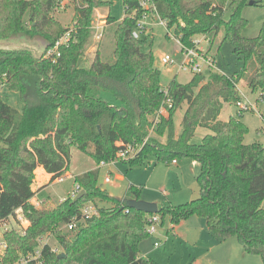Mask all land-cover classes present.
<instances>
[{
	"label": "trees",
	"instance_id": "16d2710c",
	"mask_svg": "<svg viewBox=\"0 0 264 264\" xmlns=\"http://www.w3.org/2000/svg\"><path fill=\"white\" fill-rule=\"evenodd\" d=\"M71 1L75 33L62 47L58 62L43 59L30 48H0V82L18 91L24 103L20 110L0 93V221H8L21 208L30 222L25 233H4L8 247L3 261L12 264L21 254L40 249L41 264H161L141 255L151 214L127 204L129 199H141L140 185L130 184L123 198L116 197L99 185L96 168L74 177L85 190L80 199L69 196L41 207L31 201L36 169L42 166L52 175L51 181L65 175L73 146L98 165L124 146L142 145L148 138L131 163L153 155L157 162L170 164L191 157L201 165L196 176L200 197L159 205L161 224L165 216L178 224L197 214L206 219L217 239L236 235L244 251L259 255L264 264V144L245 142L249 127L240 118H221L224 105L240 99L238 79L199 73L186 83L174 76L163 86L153 51H145L144 40L133 34L140 12L133 13L140 0H124L122 20L110 14L106 18V23H116L114 61H104L98 49L90 66H80L91 40L94 11L106 1ZM249 1L155 3L168 29L186 47H193L199 35L223 30L224 41H230L234 53L244 60L242 74L255 60L248 88L259 93L264 103V32L243 35L248 25L243 9ZM60 4L61 0H0V40L22 34L44 39L46 49L53 46L68 30L54 14ZM184 103L188 106L178 124L176 114ZM162 109L167 113L160 115ZM261 115L264 120V112ZM199 127L211 133L199 143L192 142ZM87 204H93L97 213L84 218ZM73 222L76 226L69 229ZM47 236L54 237L59 252L52 251L50 242L41 245L39 239Z\"/></svg>",
	"mask_w": 264,
	"mask_h": 264
},
{
	"label": "rangeland",
	"instance_id": "374dc122",
	"mask_svg": "<svg viewBox=\"0 0 264 264\" xmlns=\"http://www.w3.org/2000/svg\"><path fill=\"white\" fill-rule=\"evenodd\" d=\"M103 1H106V4L94 11V26H104L106 16L109 14L117 21L125 17L124 0ZM255 1H257V4L249 3L243 9V16L248 20V25L243 31V35L246 37H256L264 32V0ZM54 14L64 26L70 27L75 17L73 1L61 0V4L56 8ZM149 22L151 25H148L146 30L141 33V38L144 40L143 48L147 52L153 51L155 66L161 70L162 85L167 86L174 76H177L178 81L182 83L188 82L192 74L180 70V63L184 59V51L173 30L160 25L158 20L150 18ZM115 26L116 23H106L104 36L101 40L95 39L96 29H92L91 40L86 47L84 56L79 61L80 66H90L98 49L101 50V57L104 61L110 63L114 61ZM30 40L31 38L19 34L13 39L16 42L15 44L0 45V48H34ZM202 47L203 52L213 61L215 60L216 72L237 79V74L240 77L243 75L240 86L248 93L256 106L254 110L239 114L238 107L234 103H226L221 118L223 120H227L232 116L240 118L249 127L245 142H261L264 144V120L261 115L264 112V103L261 101L259 93H253L249 88L246 87L245 89L242 86L248 76L247 74L250 72L248 66H251V61L242 74L244 60L234 53L230 41H224L223 30L217 35L209 34L208 39L202 43ZM166 54L173 57L175 61L173 64L163 62L162 57ZM206 73L210 74V71H206ZM1 94L9 104L20 110L23 109L24 103L18 91L5 87ZM187 106L188 104L184 103L178 110L176 114L178 124L182 121ZM208 133H211L209 129L199 127L192 142L199 143L203 136ZM131 159H133L132 156L127 159L116 160L114 164L101 166L99 185L116 197L123 196L130 184L140 185L142 187L141 199L157 202L159 205H179L200 197L201 188L196 176L201 171V165L197 160L191 157H179L177 158L178 163L175 165L172 162L170 164L164 161L157 162L153 155H147L143 160L134 163H131ZM96 164L97 162L92 156L73 146L69 171L65 173L71 174L72 177H67L64 181L58 182L56 180L51 181L52 175H49V177L47 176L49 182L44 186L43 183L47 179H43V176L39 174V170L36 169L33 187L40 186V190H37L39 201L32 203L37 207H41L45 204L52 206L65 200L77 186L74 177L96 168ZM99 166L100 164H98ZM108 174L112 179L110 182L105 181ZM19 212L22 214V210ZM24 220L28 221L26 217ZM24 220L22 223L16 218L10 217L8 224H0V237L4 238L6 231L21 232V227L25 230L30 222ZM161 222L162 217H160L157 225V234L148 235L140 243L141 253L161 264H191L194 262L197 264H263L259 255L244 251L236 235L223 240L217 239L209 230L206 219L197 214L183 219L178 224H172L168 216L163 218L162 224ZM155 240L160 242L161 246H155ZM45 241L50 242L53 247H59L53 236H47Z\"/></svg>",
	"mask_w": 264,
	"mask_h": 264
},
{
	"label": "built area",
	"instance_id": "2783aa9c",
	"mask_svg": "<svg viewBox=\"0 0 264 264\" xmlns=\"http://www.w3.org/2000/svg\"><path fill=\"white\" fill-rule=\"evenodd\" d=\"M136 12L137 13L140 12V15L136 21V27H135L134 32H133L135 37H140L141 33H143L146 30L147 26L151 25L149 22L150 18L154 19V20H158L160 25H163V26L167 27V29H168V22L166 19L161 18L160 14L158 12V8H157V5L155 3V0H140L139 1V9L135 10L133 15L136 14ZM75 27H76L75 22H73V24L70 27H68V30L56 41V43L53 46L45 49V51L42 55L43 59L50 60L53 63L58 62L59 58L62 55V47L68 45L74 36ZM92 29H96L95 39L101 40L103 37L104 26L92 25L91 30ZM206 39H208V37H206L205 35L197 36L193 40L194 46L193 47H186L181 43L180 38H177V40L182 44V47H183L182 49L184 51L183 52L184 53V59L180 63V70L185 71V72L192 74V75L193 74H199V73L207 74L206 71H210V74L216 72L215 60L213 61L209 56H207L203 52L204 49L202 47V43L204 41H206ZM162 60L166 64H173L175 62L173 57L168 55V54L164 55L162 57ZM234 80H235V78H234ZM236 86H237V89H238V92L240 95V99L235 103V105L238 107L239 113H244V112L256 109L255 103L251 100L248 93L245 92L244 90H242L241 86L239 85V82H236ZM5 87H6V84L3 80L2 82H0V93L2 92V90ZM167 92H168V89H166V93ZM168 102H170V99L168 100ZM166 113H167L166 109L160 110V115H163ZM158 120H159V118L156 121H158ZM147 141H148V138L145 139L143 141L142 145H140L139 147L136 145H132V144L124 146L123 148H121L117 152V154L114 158H111L108 160H102L100 162V166L114 164L116 162V160L127 159L131 156H132V158H134V156L137 155V153L141 150L142 146H144L147 143ZM173 162L177 163V160H174ZM67 177H72V175L71 174L62 175V176L58 177L56 179V181L62 182ZM105 181L106 182L111 181L110 174H108L105 177ZM80 190H81L80 186L77 185L75 187V189H73V191L71 192L70 196L75 198L79 194ZM20 210H22V209L21 208L17 209L14 212V214L11 215V218H13V219L16 218L17 220H19L23 223L25 216L23 214V211H22V214L19 212ZM96 213H97V209L94 207L93 204H87L83 208V214H84L83 217L84 218H89ZM8 221H0V224H4V225L8 224L7 223ZM24 221H26V220H24ZM148 221H149V225H148L147 230H148L149 235L157 234V231H158L157 225H158V222L160 221V216L157 213L151 214L148 218ZM26 222H28V221H26ZM75 226H76V223L73 222V223H70L68 225V228L72 229ZM6 230H7V228H6ZM21 232L25 233V230L22 227H21ZM39 242L41 243V245L49 243V242L45 241L44 239H39ZM155 246H160V242L156 241ZM7 247H8V244H7L6 240L4 238L0 237V264H7L3 261L5 255L7 253ZM52 251L59 252L60 250L58 247H52ZM32 263H38V264L42 263V254H41L40 249L29 252L28 254H21L20 257L18 258V260L12 264H32Z\"/></svg>",
	"mask_w": 264,
	"mask_h": 264
},
{
	"label": "water",
	"instance_id": "95a60500",
	"mask_svg": "<svg viewBox=\"0 0 264 264\" xmlns=\"http://www.w3.org/2000/svg\"><path fill=\"white\" fill-rule=\"evenodd\" d=\"M249 3L254 4L255 0H250ZM14 37L16 36H12L9 39H5V40H0V45L15 44L16 43L14 42L15 40L13 41ZM30 43L34 47L30 49L34 50L35 52L39 53L42 56L47 47L46 41L40 37H35V38H31ZM1 189H2V186L0 184V190ZM84 194H85V190H81L79 194L75 197V200L80 199ZM127 204L128 206L132 208L144 211L149 214H155L159 212V204L157 202H150V201H146L143 199H129L127 200ZM64 255H65L64 252L60 253V257H63Z\"/></svg>",
	"mask_w": 264,
	"mask_h": 264
},
{
	"label": "crops",
	"instance_id": "0c3cea01",
	"mask_svg": "<svg viewBox=\"0 0 264 264\" xmlns=\"http://www.w3.org/2000/svg\"><path fill=\"white\" fill-rule=\"evenodd\" d=\"M108 16V15H107ZM106 16V17H107ZM105 23L103 24L104 26L106 25V20L104 21ZM103 36H104V30H103ZM255 68H256V62H255V60L253 59V60H251V66H248V70H250V72L247 74L248 76L246 77V79H245V82H243L242 83V86H243V88H245L246 89V87L248 88V85H249V80H250V78H251V76H252V74L254 73V71H255ZM237 77H238V82H239V85L241 84V81H242V76L240 77L239 76V74H237L236 75ZM242 88V87H241ZM243 90V89H242ZM246 92V91H245ZM222 117V116H221ZM173 164H175V165H177V163H178V160H177V163H174V162H172ZM97 165V164H96ZM100 167L101 166H99L98 167V165H97V167L96 168H99L100 169ZM96 168H94V169H96ZM39 170V174H41L42 176H43V179L45 178V180H46V182H44L43 183V185L45 186V185H47L48 184V182H49V178H47V176L49 177V175H51V174H49V173H47L45 170H44V168L42 167V166H39L38 168H37V171ZM110 173H112V171H110ZM45 175V176H44ZM67 175H69V174H67ZM111 181H112V179H111ZM39 185L38 186H36V187H33V189L35 190V192H36V194H35V196L33 197V200H32V202H35V203H37L38 201H39V199L37 198V192L40 190L39 189ZM39 189V190H38ZM42 189V188H41ZM38 190V191H37ZM125 196V194L123 195V196H119V198H123ZM42 202H44V201H42ZM10 219V218H9ZM173 228H174V226H173ZM169 231V230H168ZM156 241V240H155ZM154 244H155V242H154ZM161 246V245H160ZM141 250V249H140ZM141 255L143 256V257H147L146 255H143L142 253H141ZM148 258V257H147ZM156 261V260H155ZM158 262V261H157ZM191 264H197V263H191Z\"/></svg>",
	"mask_w": 264,
	"mask_h": 264
}]
</instances>
